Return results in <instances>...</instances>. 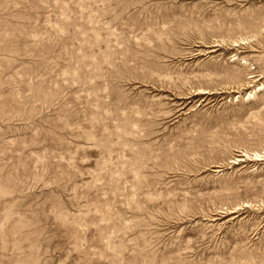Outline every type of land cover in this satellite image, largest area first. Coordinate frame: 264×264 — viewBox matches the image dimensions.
<instances>
[{"label":"rangeland","instance_id":"obj_1","mask_svg":"<svg viewBox=\"0 0 264 264\" xmlns=\"http://www.w3.org/2000/svg\"><path fill=\"white\" fill-rule=\"evenodd\" d=\"M262 83L264 0H0V264H264Z\"/></svg>","mask_w":264,"mask_h":264},{"label":"bare ground","instance_id":"obj_2","mask_svg":"<svg viewBox=\"0 0 264 264\" xmlns=\"http://www.w3.org/2000/svg\"><path fill=\"white\" fill-rule=\"evenodd\" d=\"M261 89H264V83H262L261 85H259L257 89H255V90L253 89L254 92H250V93H248V94H247V97H253V96L255 95L256 91H257V90H261ZM205 90H206V89H205ZM253 90H252V91H253ZM206 92H207V91H206ZM242 155H244V153H243ZM244 156H245V155H244ZM246 156L249 157L248 155H246ZM252 156L254 157V158L252 157L254 160H261V159L263 158V155H261V154H259V153H257V152H254V154H253ZM250 157H251V155H250ZM250 157H249V158H250ZM241 158H242V157H241ZM241 158H238V157H237L236 160H238V161H239V160H242ZM234 159H235V158H234ZM233 162H234V161H233ZM233 211H234V210H233Z\"/></svg>","mask_w":264,"mask_h":264}]
</instances>
